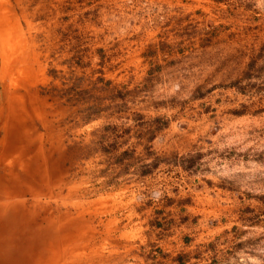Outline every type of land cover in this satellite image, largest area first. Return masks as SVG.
<instances>
[{
  "label": "rangeland",
  "instance_id": "1",
  "mask_svg": "<svg viewBox=\"0 0 264 264\" xmlns=\"http://www.w3.org/2000/svg\"><path fill=\"white\" fill-rule=\"evenodd\" d=\"M0 218L24 264H264V0H0Z\"/></svg>",
  "mask_w": 264,
  "mask_h": 264
},
{
  "label": "bare ground",
  "instance_id": "2",
  "mask_svg": "<svg viewBox=\"0 0 264 264\" xmlns=\"http://www.w3.org/2000/svg\"><path fill=\"white\" fill-rule=\"evenodd\" d=\"M5 220H3V218H0V236L1 235V232L3 231V226L5 225ZM15 235L12 236V238H14ZM11 239V238H9ZM7 242H9V244L7 245H4V243H1L0 244V264H22L23 262H19L17 261L18 259L20 260H29L30 259V255L32 254V251H27V253L25 254V256H18L16 255V249H18V247H15L9 240H7ZM14 242V241H13ZM32 250V249H31ZM53 250V248H51V251ZM15 251V253H13ZM34 253V252H33ZM20 254V253H19ZM34 256V255H33ZM56 256V255H55ZM41 257V256H40ZM53 257V256H52ZM49 256V259L48 260H52L54 258H52ZM37 258V257H36ZM42 262V263H40ZM39 263L37 264H46V259L45 260H42L40 261ZM49 262V261H48ZM24 264V263H23Z\"/></svg>",
  "mask_w": 264,
  "mask_h": 264
}]
</instances>
